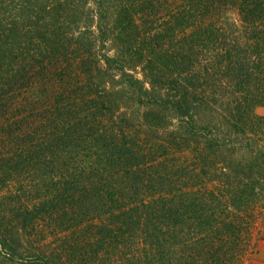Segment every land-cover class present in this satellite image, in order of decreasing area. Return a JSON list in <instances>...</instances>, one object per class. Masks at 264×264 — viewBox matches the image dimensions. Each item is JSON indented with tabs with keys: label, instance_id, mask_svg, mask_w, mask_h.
Returning <instances> with one entry per match:
<instances>
[{
	"label": "trees",
	"instance_id": "16d2710c",
	"mask_svg": "<svg viewBox=\"0 0 264 264\" xmlns=\"http://www.w3.org/2000/svg\"><path fill=\"white\" fill-rule=\"evenodd\" d=\"M93 1L101 30L102 0ZM113 3L108 25L120 50L114 57L105 56V63L116 64L121 76L135 89L140 105L146 106L143 114L152 107L166 108L176 124L164 142L145 143L139 135L108 129V121H102L103 111L110 110L109 99H103L110 94L105 84L91 82V76H85L88 79L83 86L87 91H83L87 94L78 96L79 100L73 94L64 95L63 89L64 98L53 102L51 136L42 144L23 142L17 154L22 161L37 165L42 145L55 152L72 148L68 152L76 156L80 153L77 148L83 145L90 146L89 157L93 160L74 166L69 174L61 169L67 165L58 162L59 178L54 180L49 196L33 208L18 211L11 207L0 212V257L9 262L23 259L11 239L13 232L4 226L6 220L19 225H12L19 232L44 211L62 223L67 220L77 226L86 208L91 219L98 220L96 238L89 242L96 245L94 256L85 251L86 257L79 258L86 264H97L94 259L101 250H117L125 240L137 243V264H151L153 260L161 263L168 253L185 252L192 254L197 264H229L241 249V237H246L247 230L242 231L247 224L243 213L251 199L264 194V152L254 146V137L263 129L264 116L253 114L256 105L264 107V0L235 2L239 21L233 22L237 31L228 37L215 21L198 16L200 11L216 6L219 9L217 0H182L169 12L160 0ZM135 5L139 25H133L135 19L130 11ZM69 6L70 0H0V114L8 111L3 100L13 82L23 79L28 70L27 79L31 81L35 77L30 75L31 70L38 65L45 69V60H55L60 55L67 60L69 38L60 34L49 15L60 11L74 14ZM152 19L153 25L145 28ZM210 52H214L212 56H208ZM199 56L205 61L200 67L195 64ZM121 58L128 60L129 68L141 67L150 84L148 88L127 72ZM213 67L221 71L232 88V96L218 107L204 98L197 100L192 92L196 91L193 80L206 84L216 73ZM62 69L72 70L70 64ZM164 80H169L173 88L163 95L157 91L166 89ZM209 83L202 91L213 85ZM172 147L187 155L178 165L174 160L171 164L164 160ZM160 168L175 171H166L167 178H163ZM172 173L183 181H179V188L173 178H168ZM203 182H221L224 200L212 189L203 188L201 192ZM77 247L86 249L76 243L73 247L63 246V251H76ZM60 263L65 264L44 254L35 255L30 262Z\"/></svg>",
	"mask_w": 264,
	"mask_h": 264
},
{
	"label": "rangeland",
	"instance_id": "374dc122",
	"mask_svg": "<svg viewBox=\"0 0 264 264\" xmlns=\"http://www.w3.org/2000/svg\"><path fill=\"white\" fill-rule=\"evenodd\" d=\"M217 1L219 2L218 5L220 4L219 9L217 8L218 6L214 7L215 9H206L207 11H200L198 16L215 21L217 26L228 37L237 31L233 27V22L237 24L239 21L237 7L234 5L238 0ZM160 2L163 8L165 6L169 7L166 10L169 12L173 6L181 4L182 0H160ZM101 3L104 15L101 22V30L98 28L100 20L96 13V3L93 0H70L69 7L75 10L74 14H70L68 11L52 12L49 15L51 22L53 23L54 21L57 24L60 34L65 33V36L69 38L68 42L70 41L69 43L71 44L65 51L67 60L62 55L55 60H45L42 65L45 69H41L40 65H38L31 70L30 75H35L31 81L27 79L29 78L28 70L23 79L13 82L11 87L9 85L10 90L7 93V97L3 100L8 111L0 114L1 213L3 210L11 209V207L19 208L18 211L23 208H33L34 204L43 201L46 195L49 196L50 192H52L51 188L55 182L54 180L59 178L58 162H63L67 165L61 166V169L65 174H69L74 166L80 167L82 162L93 160L89 157L90 146L85 147L83 145H81L82 149L77 148V150H80L77 156L72 154V152H68L72 148L66 152H62L61 149L55 152L50 151L47 147L44 148V145H42V151L37 154L39 156L37 159L41 160V162H38L39 164L37 165H34L35 163L32 161H29V163L22 161L17 154L20 151L19 145L23 142L26 143L32 140L33 143L42 144L43 139L54 131L52 128L54 117L51 115L53 102L60 97L64 98V95L68 93L76 96L78 100L79 97L86 96L87 93L83 90L87 91V89L84 88L83 83L88 78L85 76H91V82H101L102 85L105 84L108 88L110 94L106 98L103 97V99H109L110 104H107V107L110 110L103 111L105 114L102 113V121H108L106 123L108 129L119 130V132L124 130L127 133L139 135L145 143L150 140L151 144H155L164 142L169 138L168 133L176 124V120L172 118L166 108L152 107L149 108L148 113L143 114L147 111L146 106L142 105L143 103L140 105V101L135 95V89L130 87L127 79L121 76L117 67H115L117 66L116 64L107 65L105 63L103 58L105 56H116L120 48L112 40L108 25L107 16L112 14L113 0H102ZM134 9L137 10L138 7L135 5L130 10L135 19L133 25L136 23L139 25V14L134 13ZM152 25L153 19L150 23L145 24L144 27L147 28ZM124 51H127L125 46ZM214 52H210L208 56H212ZM121 60V63L126 65L129 74L143 81L145 88L150 86L147 79L144 78L140 66L129 68L128 60L125 61L123 58ZM203 62H205L204 59L199 56V62L195 64L200 67ZM69 64L72 70L62 69L63 66H69ZM39 69L42 71L38 77ZM213 70L216 73L213 74V77H209V82H212L213 85H209L211 87L207 91H202V89L205 88L204 85L210 84L208 81L204 84L199 81L194 82L195 80L192 83L198 87L195 86L196 91H192V89L191 91L197 96V100L204 98L207 102H211L215 107H218L226 98L232 96V88L227 85L224 76L217 67H213ZM168 82L169 80H164L166 89H159L157 92H160V94L165 91L170 92L173 85ZM63 89L66 90L64 95ZM253 114L258 117L264 116L263 105H256L253 109ZM109 118L110 120H108ZM254 141L256 142L254 146H258L264 152V126L261 129V133L254 137ZM157 151L160 152L161 150ZM155 152L156 150L152 154L153 156L156 155ZM168 152L169 154L164 157L168 164H171L174 160V163L178 165L187 156L185 152L180 154L176 147L170 148ZM12 156L15 158L11 160ZM67 167L69 168L68 171L65 170ZM163 169L160 168L161 173H164L163 178H167L166 171L168 174L175 171L173 168L172 170L174 171L170 169L162 171ZM171 176L169 175L168 178H173L179 188L181 186L179 181L182 183V179L178 178V174L172 173ZM213 178L216 180V177ZM200 188L202 189L201 192H203V188H206L204 191L212 189L220 196L221 200H224V190L221 182L215 184L205 182L203 187L200 184ZM258 196L256 195L251 199L250 207L246 213H243V222L247 224H244L242 231L245 233L247 230L245 233L246 237H241L244 240L241 249L229 261V264H264V194L262 193L260 197ZM220 208H223V205L219 206ZM219 209L217 208V211ZM77 210L83 214L80 208H77ZM83 212H86V214L81 215V223H78L77 226L67 220L62 223L59 219H56L53 215L50 216L49 213L44 211L38 214L34 222L19 232L18 229L12 227V225H19L15 224V222L10 224L6 220L4 226L13 232L11 239L18 245V252L21 253L23 259H15L13 262H9L5 258L0 257V264H30L37 254L47 255L50 259L64 262L65 264H86V261H80L79 258L86 257L85 251H89L90 255H93L92 250L96 248V245L95 243L90 245L89 242L94 241L96 238L98 220L91 219L90 211H87L86 208L83 209ZM76 243H79L80 246L85 245L86 249L77 247L76 251L74 249L67 253L63 251V246L73 247ZM136 248H138V245L135 240H125V244L118 247L117 250H114V247L101 250L98 257L94 259V263L135 264L138 262ZM106 250H108L107 254ZM166 255L167 257L162 260L163 262L160 263V261L153 260L151 264H197L194 263L196 260L191 258L192 254L186 252L184 254L168 253ZM58 256L59 260L57 259ZM87 264L92 263L88 262Z\"/></svg>",
	"mask_w": 264,
	"mask_h": 264
}]
</instances>
